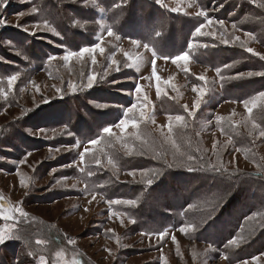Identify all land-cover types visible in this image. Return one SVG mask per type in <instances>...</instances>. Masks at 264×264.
Listing matches in <instances>:
<instances>
[{"label": "rangeland", "instance_id": "1", "mask_svg": "<svg viewBox=\"0 0 264 264\" xmlns=\"http://www.w3.org/2000/svg\"><path fill=\"white\" fill-rule=\"evenodd\" d=\"M163 2L167 7L158 4L157 14L163 21L162 11H166L170 20L161 22L157 31L160 36L156 37V43L163 41L166 35L179 41V48L174 43L178 50L171 49L170 52H162L163 55L148 46L145 48L144 34L134 35L146 29V18L143 21L141 18L140 21L134 19L135 25L139 23V27L132 30L133 34L129 36L118 35L113 31L121 37L119 41L115 35H107V29H113L111 9L117 8L115 4L110 7L112 3L109 0H7L6 6L0 8V18L7 21V26H0V57H3L0 60V229L11 230L14 234L23 229L27 240L25 243V240L13 238L0 244V264H41V254L48 264H72L74 260L83 261L79 264H241L243 260H247L248 264H256L252 259L254 256H259V264H264V255H254L248 251L236 253V246H230L228 252L225 250L227 240L238 232L231 235L232 230L224 228V223L217 222L220 228L213 224L214 228L210 227L206 232L208 239L198 238L199 233H195L197 228H188L186 232L179 230L186 225H196L195 212L184 215L183 210H174L175 224L168 227L163 218L154 220L158 213V216H164L163 209L154 211L153 219L146 216L140 219L135 211L139 205L136 202L124 203L133 199L122 197L120 191L114 192L117 182L148 185L146 180L151 179L152 174L148 170H128L125 164L122 167L120 160L128 156L129 151L141 154L145 150L143 144L152 152L159 140L163 143L172 142L174 138L168 133V125L171 123L173 129L179 130L184 122L195 118L197 114L202 116L203 130L196 134V138L199 137L205 149L216 150L220 144L227 142L220 130L247 119L250 113L243 100L256 95L253 93L250 97L248 93L229 86L226 93L220 87V83L235 79L220 80L209 55L213 50L218 51L220 47L230 50V46L243 42L264 55V48L255 42L253 36L246 35L237 26L233 29L231 22L216 19L215 14L218 17L221 15V4L218 5L214 0ZM33 7L39 11L29 15ZM177 7L179 12L171 11ZM45 9L51 22L42 14ZM202 10L207 11L209 19L224 21V28H220L217 23L205 31H215L217 37L223 33L224 38L229 40L227 46L212 36H192L196 26L206 23L204 17L197 16ZM22 11L26 15L20 18L18 13ZM92 15L91 21H84ZM171 15H183L192 21L187 18L174 19ZM17 24L21 27H16ZM33 25H40L42 30ZM23 27H28L29 31H24ZM48 29H55L60 35ZM32 32L36 35H31ZM101 36L106 51L103 56L96 54L97 65H91L90 57L85 58L86 62L75 58L67 62L59 59L66 50L78 51L80 47L88 46L84 44L89 39H94L90 46L100 42L97 37ZM237 36L240 37L239 41H235ZM55 39L61 45L58 46ZM132 39L139 42V47L131 43ZM78 40L82 42L77 43ZM189 42L194 45L192 49L188 48ZM203 44L215 47L203 48ZM61 46L64 51L60 49ZM53 48L62 53L55 54L58 59L49 62ZM124 52L131 59L126 58ZM183 52L190 55L188 63L181 61L173 64L171 57ZM137 55L140 56L139 60L136 59ZM42 56L44 59H41ZM113 58L118 64L109 69L108 65ZM153 58L156 59V75L161 78L159 94L152 75ZM125 63L131 66L125 67ZM116 67L120 70L115 71ZM93 70L98 80L105 71L108 72L104 82L97 83L91 89H78L75 93L70 91L68 83L79 85L80 73L83 71L87 76ZM16 73H19V77L9 88L8 77ZM200 75L206 77V82L197 79ZM225 77L231 75L226 73ZM136 85L141 86L139 94L135 92ZM56 87L63 91L57 93ZM194 87L197 91H193ZM201 88L205 89V94L197 110L194 104ZM137 96L140 98L137 99ZM44 98L48 102L43 103ZM95 103L109 107L97 108ZM131 103L138 104L137 112L129 115L135 116L139 127H129L123 133L113 127V136L103 133L104 127H112L124 118L123 112ZM185 105L192 115L185 111ZM140 110L145 112L144 119L139 118ZM176 115L184 116V121L169 120L170 116ZM65 126L72 132V136L49 131L48 136L51 138L46 139L43 135L31 134L40 129L59 130ZM138 136L145 142L136 140L140 143L135 145L133 141ZM178 138L183 140V133ZM92 139H98L100 143L93 146L89 143ZM136 146H140L138 152ZM85 149H89V153L81 162L80 154ZM93 157L100 160L99 165ZM21 160L24 162L20 163ZM227 162L231 167L237 166L246 171L251 169L237 153L229 156ZM130 172H135V175H129ZM21 180L27 188L21 185ZM185 196L187 192L177 198L174 194L167 195L165 190L161 193L157 191L150 196L149 203L174 202L178 205L179 200L183 201ZM116 200L120 203H109ZM17 206H22L29 213L26 222L3 219V215L18 217L14 211ZM202 210L199 215L204 220L207 211L204 208ZM209 210L212 218L219 212L217 206H210ZM177 217L178 220H175ZM165 230L168 234L161 239L159 233ZM49 232L63 237V243L57 244L50 238ZM173 235L176 237L175 242L172 240ZM236 236L241 237L240 234ZM36 239H43L47 243L36 245ZM68 239L75 240V244L69 245ZM29 252L36 255L30 256ZM6 254L9 261L5 259ZM225 256L228 259H224ZM16 257L13 262L12 258Z\"/></svg>", "mask_w": 264, "mask_h": 264}, {"label": "trees", "instance_id": "2", "mask_svg": "<svg viewBox=\"0 0 264 264\" xmlns=\"http://www.w3.org/2000/svg\"><path fill=\"white\" fill-rule=\"evenodd\" d=\"M109 1L112 3L110 7L114 4L117 7L111 9L110 16L112 30L115 33L129 36V34H133L132 30H137L139 27V23L135 25L134 19H138L139 21L142 19L143 21L146 18V29L142 33L134 35L144 34V44L155 49L160 55H163L162 52H170L171 49L178 50L175 48L174 43L179 48V41L177 38H169L168 35L159 44L156 43V32L160 24L170 20L166 11H162L161 9L163 21L160 20L157 14L158 4L156 2L152 0L150 2L147 0ZM214 1L222 6L221 15L218 17L215 14L217 20L220 19L236 24L238 29L251 33L255 42L264 48V0ZM57 8L58 6H56V10ZM42 14L50 21L46 14V9L42 11ZM171 16L174 19L179 18L180 20H184L187 18L192 21L189 17L184 18L183 15ZM92 18L93 15L91 18H85L84 21H91ZM69 29L72 30V28ZM87 30L86 26L85 31ZM93 41L94 39H89L84 45L90 46V44H93ZM76 42L81 43L82 40ZM55 43L58 46L61 45V42H59L60 44L58 43V39H55ZM170 44L172 45L170 46ZM60 49L64 51L63 46ZM228 49L220 47L218 51L213 50L209 54L213 60L214 69L217 67L222 69L220 75L225 76L227 73L232 76L243 71L264 70V61L248 53L244 47H241L240 43L232 45L230 46V50ZM61 50L53 48L51 56L62 53ZM41 59H44V56ZM21 62L23 63V61ZM225 64H235V66L230 69H223V65ZM228 86L231 89L242 90L251 97L253 93L257 94L259 91H264V78L251 77L230 80L224 84L220 83V87L224 92L228 90ZM226 93L228 92L226 91ZM233 124H229L223 131L220 130L223 132L227 142L220 144L213 151L205 149L200 140H198L199 137L198 139L196 138V134L203 130L201 128L203 124L200 114L184 122L179 130L174 128L170 134V137L174 138L172 142L163 143L157 140V146L152 152L147 150L145 145L141 144L145 150L141 154L131 151V155L121 158V165L124 167L123 164H125L127 166L125 168L128 170H148V173L152 174L151 179L154 174H157L154 182L150 186L142 183L120 184L117 182L114 186V192H122V197L133 199L139 205L135 211L140 219L145 218V216L152 218L154 211L163 209L165 211L164 216H158V213L157 216H154L156 217L154 220L163 218L165 224L168 227H172L175 224L174 210H179V212L183 210L184 215L187 212H195L197 215L196 225H199L198 230L195 231L196 234L199 233L198 238L205 237L208 239L206 232H208L209 228L219 227L217 222L224 223V228L232 230L231 235L238 232L236 235L240 234L241 237H244V242H241L238 247L236 246V253L248 251L254 255H264V228L257 226L261 218L257 217L256 220L252 221L244 219L246 215H251L252 213H264V136H260V132L264 131V102H260L247 119ZM216 130L219 131V128H216ZM180 133L184 135L183 140L178 138ZM140 136L144 137V135ZM140 136L133 141V144L140 143L136 140L145 142ZM167 143L169 146H167ZM174 144L179 146V152H177ZM139 147L136 146L137 152ZM235 153L242 156L251 169L246 171L237 166L231 167L227 159ZM189 155L201 158L195 162V166L200 167L203 165L205 170H187L188 166H191L193 163L187 161V156ZM169 164L173 166L168 167ZM210 164L223 165L228 171L224 174L209 171L207 169ZM160 173L162 174L159 175ZM168 186L169 189H166ZM164 190L167 195L171 194L173 196L174 194L177 198L183 192H187V196L183 197V201L179 200L178 205L174 204V202H169V204L155 202L150 205V196L154 195L157 191L161 193ZM185 198L190 201H185ZM189 205H194V207L189 208ZM198 206L199 208L196 210ZM210 206H217L219 209V212L213 218L209 214ZM202 208L207 211V216H204V220L199 215L203 211ZM178 218H175V220H178ZM186 220L189 221L188 218ZM213 224H215L214 227L212 226ZM49 233L50 238L54 239L57 244L63 243V237H58L51 232ZM222 241L223 239L218 247L221 246ZM229 249L231 248H228V250L225 248L227 252ZM5 259L10 260L7 254ZM16 259L17 257L12 258V261L15 262ZM79 262L83 261L80 260ZM30 264L34 263L30 262Z\"/></svg>", "mask_w": 264, "mask_h": 264}, {"label": "snow or ice", "instance_id": "3", "mask_svg": "<svg viewBox=\"0 0 264 264\" xmlns=\"http://www.w3.org/2000/svg\"><path fill=\"white\" fill-rule=\"evenodd\" d=\"M156 3L159 4L161 7H167L163 0H156ZM7 4V0H0V8L5 7ZM39 9H37L36 7H33L31 9V11L28 13L29 15L34 14L36 12H38ZM171 11L173 12H179L180 9L177 8H172ZM26 15L25 12H20L18 13V17L22 18ZM198 17H204V19L206 20V23H200L198 26L195 27L192 36L193 37H204V36H212L213 38H218L220 40V43L224 44V45H228L229 44V40L224 38V34L222 33L219 37H217V33L215 31H205V29L209 26H212L214 24H219L220 28H224V21H215L213 19H209L208 18V13L207 11H200L197 13ZM0 26H7V21L3 18H0ZM16 27H21V25L17 24L15 25ZM33 27L37 28L38 30H42L40 29V25H33ZM45 27H47V22H45ZM81 27H83V25H81ZM233 29L236 28V24L232 25ZM24 31H29L28 27H23ZM51 32H54L57 36L60 35L59 32H56L55 29H48ZM31 35H36L35 32H32ZM107 35L109 37H112L115 35V33L113 32L112 28H108L107 29ZM246 35L251 37V33H246ZM156 36L159 37L160 36V32H156ZM97 39L100 42L95 43L92 46H84V47H80L78 51H71V50H66L65 54L61 57H59L60 60L62 61H71L73 60V58H75L77 61H85L86 57H90L91 58V65L95 66L97 65V59H96V54L99 53L101 56H103L105 54V47L102 46L103 43V38L101 37H97ZM115 39L117 41H119L121 39L120 36L115 35ZM240 37L237 36L235 37V41H239ZM131 43L137 47H139V42L135 39L131 40ZM9 44H11V42H9ZM193 43L189 42L188 43V48L192 49L193 48ZM215 47V45H208V44H203L201 45V47L203 48H208V47ZM241 47H244L245 50L254 55V56H258L259 60L264 61V55H261L260 53H257L254 51L253 48L251 47H247L246 44H244L243 42L241 43ZM145 48H147V45H145ZM122 51V50H121ZM124 56L128 59H131V57L129 56V54L127 52H124ZM153 57H155V52H153ZM3 57H0V60H2ZM49 62L58 59V57L56 56H49ZM137 60L140 59V56L137 55L136 57ZM165 59H168V57H165ZM172 63L173 64H179L181 61H183L185 64L188 63V61L190 60V55L188 52H183L180 55H176L174 57H171ZM86 62V61H85ZM118 62L113 58L111 61V64L108 65V68L111 69L113 65H117ZM155 64H156V59L153 58L152 59V65H153V77L156 80V88H157V93L159 94V92L161 91V87H160V77L158 75H156L155 72ZM125 67H130L131 65L125 63L124 65ZM235 64H225L223 65V69H230L232 67H234ZM115 71H119V67H116L114 69ZM217 75L220 77V80L223 81L225 79H244V78H251V77H261L264 78V70H260V71H248V72H238L235 76H231V77H225L223 75H220L222 72V69L220 67H217L215 69ZM108 75V72L105 71L104 75L101 76L100 80L97 79V75L95 74V71L93 70L91 74H88L87 76H85V73L82 71L80 73V78H81V83L79 85H77L76 83H68V88L70 89L71 92L75 93L77 92V90H85V89H91L93 88L97 83H101L104 82V76ZM19 77V73L13 74L11 76L8 77V86L9 88H11L14 83L17 81ZM198 80L200 81H205L206 82V77L204 75H200L199 77H197ZM118 81H112V83H117ZM168 83V82H166ZM55 87V86H54ZM141 86L136 85L135 86V92L137 94H139L141 92ZM63 90L59 87H56V92L57 93H61ZM193 91H197V89L194 87ZM199 93L200 95L197 97L195 104H194V108L195 109H199L200 108V104H201V97L205 94V89L201 88L199 89ZM130 94V93H129ZM140 97L137 96V99H139ZM261 101L264 102V91H259L256 95L252 96L250 99H245L243 100V104L245 106V108L247 109V111L249 113H251L253 111L254 108L257 107V102ZM48 102L47 98L43 99V103ZM145 103H147V98L145 97ZM39 106V105H37ZM95 107L97 108H106L109 107V105L106 104H101V103H95L94 104ZM138 109V104L137 103H131V105L129 107L126 108V110H124L123 112V117L119 119L118 123H115L112 127H104L103 128V133L107 134L108 136H113V127L117 128L121 131V133L125 132L129 127H131L132 129H137L139 127V123L138 120L135 118V116H130L129 114H134L137 112ZM185 111L189 112V109L187 108V106L185 105ZM190 115H192L193 113L189 112ZM139 118L140 119H144L145 118V112L143 110L139 111ZM185 117L182 115H176L174 117L170 116L169 120L172 121H176V122H181L184 121ZM217 119H223V117H218ZM51 131L54 134H59V135H64L67 134L68 136H72V132L68 130L67 126H65L63 129H40L38 130L36 133H31L33 135H43L44 138L46 139H50L51 137L48 136V132ZM173 131V125L170 123L168 125V133L169 135L172 133ZM260 136H264V131L260 132ZM117 139H120V137H117ZM89 143L93 146L97 145L100 143V140L98 139H92L89 141ZM174 143V142H173ZM78 146V144L76 145ZM174 146L176 147L177 152H179V146H176L174 144ZM69 151H71V149H67ZM56 151H60V149H56ZM89 153V149H85V152L80 154V161L83 162L85 159V155H87ZM131 151L128 152V155H131ZM27 155H31V153H27ZM95 159V163L97 165L100 164V160L93 157ZM201 158H198L194 155H189L187 156V161L189 162H193L191 166H188L187 170L189 171H203L205 170L203 165H201L200 167H196L195 166V162L198 161ZM24 161L21 160L20 163H23ZM109 163H111V161H109ZM172 164H169L168 167H172ZM66 167H71V165H66ZM209 171H213L216 173H227L228 169L226 167H224L223 165L217 166L214 164H210L208 166ZM55 171V170H53ZM81 171H83V169H81ZM89 175H92L91 172L88 173ZM162 173H160L159 175H161ZM129 175H135V172H130ZM142 175H144V173H142ZM157 174L153 175L152 179H148L147 180V184L150 186L153 182L154 179L156 178ZM21 185L25 188H27L28 186L24 183L23 180L20 181ZM73 187H75V185H73ZM0 199H2V197H0ZM93 199H95V196H93ZM109 203L111 204H117L120 203V201L116 200V201H110ZM124 203H128V204H134L135 201L134 200H129V201H125ZM189 208L194 207V205H189ZM14 211L16 213H18V217H13L12 215H3V219L5 220H17V223H22V222H26L29 219V213L27 211L24 210V208L22 206H17ZM257 217H260L261 219L258 221L257 226L260 228H264V213H252L251 215H246L245 216V220L246 221H252V220H256ZM211 218V217H209ZM135 221H133L134 223ZM199 225H186L184 227H181L179 230L181 232H186L188 230V228H192V229H196L198 228ZM24 230L21 229L18 233H13L11 230H7V229H0V244H4L7 240L9 239H13V238H19L21 240H25V243H27V240L25 239V236L23 235ZM254 232V229H253ZM168 234L167 230L160 232L159 233V237L161 239H163L166 235ZM172 240L175 242L176 241V237L175 235L172 236ZM241 242H244V237H237V236H233L232 238L228 239L226 244L224 245L225 248H229L230 246H239V244ZM47 243V241L43 240V239H36L35 240V244L36 245H43ZM67 243L69 245L71 244H75V240L73 239H68ZM209 247H211V245H209ZM111 254V253H110ZM28 255L33 256L36 255L35 253L29 252ZM224 259H228V257H224ZM256 264H259V260L260 257L259 256H254L252 258ZM39 260L41 262V264H48L47 259L45 258L44 255H39ZM72 264H79V261L74 260L72 262ZM241 264H248L247 260H243L241 261Z\"/></svg>", "mask_w": 264, "mask_h": 264}]
</instances>
